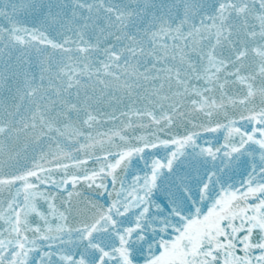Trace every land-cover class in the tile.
<instances>
[{
    "label": "snow or ice",
    "instance_id": "1",
    "mask_svg": "<svg viewBox=\"0 0 264 264\" xmlns=\"http://www.w3.org/2000/svg\"><path fill=\"white\" fill-rule=\"evenodd\" d=\"M0 264H264V0H0Z\"/></svg>",
    "mask_w": 264,
    "mask_h": 264
}]
</instances>
